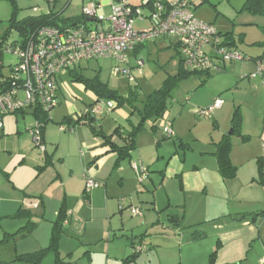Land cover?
<instances>
[{
  "label": "crops",
  "instance_id": "crops-1",
  "mask_svg": "<svg viewBox=\"0 0 264 264\" xmlns=\"http://www.w3.org/2000/svg\"><path fill=\"white\" fill-rule=\"evenodd\" d=\"M145 1L143 0L144 3ZM57 3L58 0L55 1L54 11ZM113 3L115 1H105L103 5L109 4L110 6ZM105 11L107 13L106 9ZM198 20L216 26L215 22L204 19ZM161 39H170V42L173 39L175 49L179 50L176 39L167 37ZM136 49L127 53V64L132 68V73H134L135 68H138L136 62L141 60L139 55L144 48L140 49L139 52H135ZM245 51V55L247 52L250 54L248 58L251 60L227 63L222 71L210 75L203 74L197 83L194 82L192 97L187 102L190 103L189 106L196 108L194 109V111L197 110L196 116L201 117L199 115L200 110L211 107L217 98L222 99L224 105L215 111L211 118H205L208 120L213 118V127L209 140L201 142L206 149H199L198 155L193 159L188 154L193 149L184 141L187 126L183 127L178 121L179 118L182 120L185 116L183 110L189 115H193L194 112L190 113V110H187V105L186 108L181 109L182 111L179 110V118L176 120L174 118V123L173 116H171L173 110L167 113L162 120V126L167 122L171 125L174 132L173 137L167 138L162 132L160 136L158 135L160 132L157 124L160 121L155 124L156 128L154 129L153 123L148 122L146 129L136 136V147L132 151L131 157L127 159H120L118 153L112 151L102 138L94 135L88 124H80L88 129V134L86 132L81 134L83 128H79L78 131L75 129L70 131L72 132L70 137H75V143L70 142L68 145L61 142L50 143L53 146V154H49L47 148L44 153L34 146L33 139L28 132L30 127L22 129L17 124L19 116H16V125L7 121V116L4 117L2 119L3 128L0 130V154L9 156L11 159L18 158L19 161L23 162L22 167L27 161L34 163L35 167L31 181L23 182L22 180L18 183L19 181L14 179L15 183H12L11 179L8 178L4 182L12 186L6 184L8 186L0 188V212H4L1 217L12 218L20 209L33 211V209L38 210L40 208L44 210V217L49 209L52 212L54 210L56 217L63 207L69 215L65 229L79 227V229L81 228L79 231L85 232L83 233L84 238L91 231L99 235L96 239L82 243L91 246L92 243L90 242L99 240V237L100 240H103L105 234H110L112 230L110 228L109 232H104L103 229L91 228V226L105 219L106 221H113L120 214V211L132 207V197L138 193L139 184L147 193L152 190L153 213L163 211L166 214L174 209L180 211L179 214L172 216L176 226L178 224L181 227L184 223L187 226H199L219 219L227 221L228 227L224 231L226 233L221 234L224 242L222 244L220 241L221 246L218 250L216 264H225L227 258L224 254L232 259L235 258V260L241 258L243 254H247L249 251L247 248L257 233L256 229H258L261 235L259 234L257 261L261 264L264 257V233H262L264 227V182H260V170H264V73L256 78H253L252 75L257 72L259 66L264 68V58L258 60L263 54L262 48ZM137 86L143 90L139 84ZM176 101L173 97L169 108L177 103ZM236 108H240L242 115L241 134L249 138L247 141H244L240 136H231L228 133ZM123 109H107L108 112H104L103 109L102 113L110 115L111 112L118 111L119 117L127 122L128 128L112 124L110 130L113 131L109 134L103 131V127L96 128L98 120L94 122L95 129L101 130L107 136H113L111 142L118 147L125 146L126 142L122 135H113L115 130L120 128L123 133L132 129L139 122L137 116L132 117L130 122V113L123 112ZM100 114L98 113L93 117L97 119ZM25 117L26 114L23 119ZM65 118L60 124L65 121ZM47 126L44 129L46 146L48 144ZM59 132L65 133L66 131L60 129ZM228 136H231L230 140L233 145L230 155L231 162L238 169L236 177L230 180H226L221 175L218 159L215 155L217 145ZM171 139L175 140L174 145L169 142ZM208 142L211 147H205ZM170 145L175 148V152H171ZM135 167H137V172L140 175H142L143 168L147 170L141 180ZM88 179L95 180L100 186L87 191ZM18 188L23 189L19 190ZM150 188L151 190H149ZM161 194L164 196V200L160 199L159 203L158 199ZM147 198L149 201L152 199L150 196ZM81 207L84 211L80 210ZM169 215L167 220L172 222V217ZM148 217L142 218L141 226L145 233H142L137 244L134 240L131 241L130 247L132 249L141 243L146 244V237L149 236L147 234L148 226L156 220V218L148 219ZM42 219H44L43 216ZM86 219H89V222ZM160 222L161 218L156 224ZM36 233L34 234L36 235ZM37 240L35 243L38 244ZM65 244L66 242H63L62 237L59 248L60 254L63 253Z\"/></svg>",
  "mask_w": 264,
  "mask_h": 264
},
{
  "label": "rangeland",
  "instance_id": "rangeland-1",
  "mask_svg": "<svg viewBox=\"0 0 264 264\" xmlns=\"http://www.w3.org/2000/svg\"><path fill=\"white\" fill-rule=\"evenodd\" d=\"M89 1L103 5L105 1L113 2L115 0H58L55 12L63 11L62 19H78L82 16L83 6ZM168 1L173 2L175 0ZM194 2L197 8L194 9L193 13L197 19L215 22L217 28L223 33H232L233 40L231 43L233 44L230 46L232 49H237L243 52L244 55L247 49H261L258 47V44L264 43V17H256L243 12L245 0H194ZM130 3L133 6H139L144 15H147L150 11L147 6H142L143 0H130ZM67 4L69 5L64 9ZM16 6L18 20L45 15L52 10L51 5L46 0H16ZM103 7L107 10V14H109V4L107 6L103 5ZM13 13V3L10 0H0V83L6 82L11 77V67L17 63L16 57L7 51V48L19 39L15 31L8 34L9 21ZM58 24L62 26L64 23L62 20H59ZM134 27L137 32H147L152 28V23L149 19L141 21L137 18L134 22ZM156 41L157 43H154ZM173 43V39L170 42V39L165 40L161 38L146 42L144 49L139 55L141 67L135 68L134 73H132L134 77L133 81H130L126 76L115 77L113 75L114 62L108 60H94L84 63L82 66L83 75L89 79L100 76L103 83L108 84L110 89L117 91L121 96H126L131 88L136 87L137 84L142 87V93L147 95L159 89L168 77H177L180 74L179 50L175 49L176 46ZM249 55L247 52L245 56L248 58ZM125 66L127 67L126 69L132 70L128 64ZM202 77L203 75L194 74L189 78L180 80L173 92V97L175 101L177 100V103H174L168 111L170 113L173 110L171 115L173 116V123L174 118L175 120L179 118V110L186 108V105L190 113L194 112L193 115H189L183 110L184 118L182 120L178 119L183 127L187 126L185 128L186 136L184 141L193 149L188 153L192 159L198 155L199 149L204 148L201 142L209 140L213 127V118L208 120L196 116L197 110L194 111L196 108L189 106L190 103L187 102L192 97L194 82L197 83ZM60 89V106L51 113L52 121L48 123L46 128L48 141L46 148L49 154H53L52 143L61 142L66 145L70 142L75 143V137H70L72 132H70L71 129L67 125L62 126L67 130L65 133L59 132L61 121L67 116L77 118L79 115L85 114L86 110L96 102L93 92L86 89L85 85L73 81L67 73H64L60 78ZM100 105L104 106V112H108L106 101H102ZM126 111L130 113L128 108H124L123 112ZM104 114L101 113L97 117V129L103 127V131L111 134L113 130H110V125L112 124L128 128L127 122L119 117L120 113L118 111L111 112L110 115ZM18 116L19 121L17 124L22 129L33 126L32 116L26 115L25 119H23L22 115ZM7 117V121L13 122L16 125V116ZM162 122L160 121L157 124L160 132L159 136L168 124L167 122V124L162 126ZM79 128H83L81 134L84 132L88 134V129L85 126L80 125L75 130L78 131ZM230 132L231 128L228 133ZM174 141L173 139L169 140L172 145H174ZM209 144V142L207 145L205 144V147H211ZM171 152H175V148H172ZM72 155L74 156V154ZM20 162L18 158L11 159L9 156L0 154V188L8 185L12 186L9 183H4L8 178L11 179L12 183H15L14 179L20 183L22 180L23 182H27L32 178L33 168L35 167L34 163L27 161L25 166L22 167L21 164L23 162ZM126 164L128 165V162ZM174 186L176 188V185ZM18 189L22 190L23 188ZM168 190H170L169 187ZM137 192L132 197V207L125 208L122 206L125 210L120 211V214L113 221H106L105 219L91 226V228L103 229L104 232H109V229H112L110 234H105L103 240H100L99 237L100 241L90 242L92 243L91 246L83 245L86 241L96 239L99 235L91 231L84 238L83 233L85 232L79 231L81 229L79 227L68 228V230L64 229L63 242L65 241L66 244L63 247V253L60 254L64 263L126 264L125 260L135 251L130 247L131 241L134 240L137 244L138 239L142 237V233H145L141 226V220L144 216L148 217V214H150L148 219L156 218V220L151 224L149 223L147 233L149 236L146 237L144 251L137 259V264H210V257L216 251L218 243L221 241L223 244L224 242L221 234L226 233L224 231L228 227L227 221L219 219L203 223L199 226H187L185 223L181 227L174 226L175 224L167 219L169 214H171L169 215L170 217L179 214L180 211L178 209H174L166 214L163 211L155 214L152 211V190L150 193H147L138 184ZM149 196L152 197L151 201L147 198ZM162 196L161 194V197L158 199L159 203L160 199L164 200V196ZM130 209L140 211L142 216H133ZM80 210L84 211L82 207ZM3 215L4 212H0V241H3L0 244V264H30L26 261H19L17 258L22 255L39 252L48 247L53 223L57 220L58 216L56 215L55 217L54 210L52 212L49 209L44 217L43 208L38 210L33 209L32 217L29 220L28 218H2L1 216ZM42 216L44 219H42ZM160 218L161 222L156 224ZM29 221L37 223L38 226L35 229L34 227L26 229L25 226ZM86 221L89 222V219H86ZM22 228L24 230L21 231ZM256 230L257 233L247 248L249 250L247 254H243L238 260L224 254L227 258L225 264H259L257 254H259V234L261 235V233L258 229ZM35 232H37L36 235L34 234ZM6 233H10L9 235L15 234L16 236L11 238ZM262 233H264V227L262 228ZM35 240H37L38 244L35 243ZM56 259V254L50 252L44 257L42 264H55Z\"/></svg>",
  "mask_w": 264,
  "mask_h": 264
},
{
  "label": "built area",
  "instance_id": "built-area-1",
  "mask_svg": "<svg viewBox=\"0 0 264 264\" xmlns=\"http://www.w3.org/2000/svg\"><path fill=\"white\" fill-rule=\"evenodd\" d=\"M46 1L52 9L55 7L56 0ZM189 3L190 0H175L164 5L160 0L153 1L147 6L149 13L144 15L140 7L133 6L130 0H115L110 4L109 14L102 4L89 1L82 8L80 24L45 26L25 40L13 42L7 51L16 57L17 63L11 67V77L0 85V130L3 117L18 111L37 107L51 114L60 104L59 78L83 63L112 60L115 63L113 75L126 76L133 81L131 71L122 68L128 63L127 53L158 38L177 40L183 68L191 73H217L227 63L249 60L239 50L224 45L225 40L217 27L198 20ZM137 18L141 21L149 19L152 28L147 32H137L134 27ZM137 65L140 68L141 61ZM263 73L264 68L259 66L252 77H260ZM223 105L222 99L217 98L211 107L200 110L199 115L211 118ZM106 108L113 110L114 104L107 103ZM103 109L104 106L99 104L91 110V115L96 116ZM88 113L89 109L85 114ZM41 128L42 124L37 121L28 132L36 147L45 152ZM60 129L66 130L64 127ZM163 133L169 138L174 136L170 124ZM135 170L138 171L137 167ZM146 172L145 168L142 175L137 172L140 180ZM87 186L94 189L98 184L90 179ZM130 211L135 217L142 216L138 210Z\"/></svg>",
  "mask_w": 264,
  "mask_h": 264
},
{
  "label": "trees",
  "instance_id": "trees-1",
  "mask_svg": "<svg viewBox=\"0 0 264 264\" xmlns=\"http://www.w3.org/2000/svg\"><path fill=\"white\" fill-rule=\"evenodd\" d=\"M10 1L14 5V13L12 15V18L9 21L8 34L15 31L18 34V37H19L18 40L20 39L25 40L30 35H32L34 32H36L37 30L45 26L60 27V25L58 24L59 20L63 21L64 24L62 26L64 25L75 26L82 22V16L81 18H78V19H62L63 11L55 12L53 9L50 11V13L45 14V15H40L37 17H29L24 20H18L17 19L18 10L16 6V0H10ZM153 1H158V0H149V2L147 1L146 3L143 2L142 6H149L150 4L153 3ZM160 1H162L164 5H168L172 3L171 1H168V0H160ZM204 1H207V0H204ZM189 4H190L191 11L193 12L194 9L197 8V5L194 2V0H190ZM135 7H138V6H135ZM242 11L247 12L256 17L257 16L264 17V0H245V4L243 6ZM219 34L225 40L224 45L230 47L233 44L231 43L233 40L232 33H223L219 31ZM144 46L145 44L137 47L138 49H136L135 52H139V50L143 49ZM258 46H260L263 50L262 56L258 59L260 60L264 58V43H259ZM249 60H251V58H249ZM86 63H89V62H86ZM83 64H81L79 67L75 69L69 70L67 72V75H69V77L73 81L79 82L85 85L86 89L91 90L93 94L95 95L96 102L94 105H91L89 107L88 114L79 115L77 118H74L72 116L67 117L65 118V121L60 125L61 127L63 125H67L69 129L74 130L80 124H88L92 128L94 135L96 137L102 138L105 144L111 147L112 151L118 153L120 159H127L131 157V153L136 147L135 138L140 132L146 129V124L148 122L153 123L152 127L154 129L156 128L155 124L157 122L164 120L166 114L169 111V104L171 100L173 99V92L175 88L177 87L179 81L182 79L189 78L191 75L197 74V73H191V72L186 71L183 68V62L181 61V58H180V69H181L180 74L177 77L175 76L168 77V79L164 81V83L159 89L154 90L150 94L144 95L141 91V88L139 86H136L134 88H131L130 92L126 96H121L117 91L110 89L108 84L103 83L100 79V76H97L91 79L85 77L82 72ZM114 66H115V63H114ZM122 68L126 69L125 65H123ZM199 74L203 75L202 73H199ZM210 74L212 73H209L208 75ZM0 85H2V83H0ZM58 88H59V94H60L61 92L60 91L61 90L60 89V78L58 81ZM102 101H106V104L113 103L114 104L113 110H116L119 108H128L130 111V119H129L130 122H131L132 117L134 116L138 117L139 122L132 129L126 130L125 132L122 133L121 129L117 128L113 134V135H119V136L122 135L124 138V141L126 142L125 146L118 147L117 145L111 142V138L113 136H107L101 130L95 129L94 122L97 119L91 115V110L97 107L99 104H101ZM25 114L32 116V118L35 120L33 126L35 125L37 121H39L42 124V128H41L42 139H43V144L46 149V145L44 141V129L48 125V123L52 121V115L45 113L43 110L35 107V108H29L27 110L18 111L13 114H9L7 116L22 115L24 117ZM241 129H242V115H241L240 108H236V110L234 111L232 120H231L230 135L240 136L244 141H247L249 138L241 134ZM231 136L224 138L217 145V150L215 152V155L219 163V171L226 180L235 178L238 172V169L232 164L231 158H230L232 147H233L232 142L230 140ZM34 146L36 147L35 144ZM36 148L38 149V147ZM93 181L97 183L95 180ZM260 182L261 183L264 182V170L263 169L260 170ZM87 184H88V181L86 183V190L88 191L89 189H88ZM99 186L100 184H98V187ZM31 217H32V211L27 210V209L26 210L20 209L16 213V215L12 218H22V219L28 218L29 220ZM68 218H69V215L67 213V210L62 207V209H60L58 213L57 220L53 223L49 246L39 252L19 256L17 260L26 261V262H29L30 264H42L44 257L50 252H53L54 254H56V258H57L55 264H65L63 259L60 257L59 248H60V241L64 235V229L68 221ZM171 220L173 222L174 218L172 217ZM37 226H38L37 223L29 221L27 225L25 226V228L28 229L29 227H34L35 229ZM174 226H176V224ZM22 230H24V228H22L21 231ZM7 235L8 237H11V238L13 236H16L15 234L13 235L7 234ZM2 242L3 241H0V244ZM220 246H221L220 243H218L216 251L210 257V264H216L218 250ZM134 250H135L134 254L125 260L126 264H136L137 259L144 251V245L141 243L139 244V246H136Z\"/></svg>",
  "mask_w": 264,
  "mask_h": 264
}]
</instances>
